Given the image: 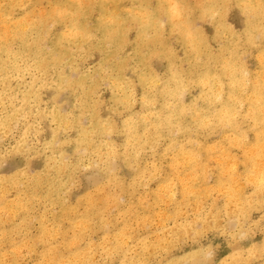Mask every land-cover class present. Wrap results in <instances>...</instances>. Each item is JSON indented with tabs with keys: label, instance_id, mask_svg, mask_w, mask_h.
Listing matches in <instances>:
<instances>
[{
	"label": "clouds",
	"instance_id": "clouds-1",
	"mask_svg": "<svg viewBox=\"0 0 264 264\" xmlns=\"http://www.w3.org/2000/svg\"><path fill=\"white\" fill-rule=\"evenodd\" d=\"M0 264H264V0H0Z\"/></svg>",
	"mask_w": 264,
	"mask_h": 264
}]
</instances>
